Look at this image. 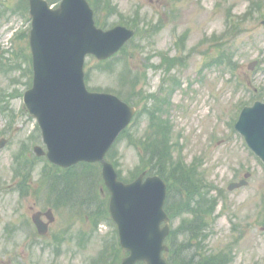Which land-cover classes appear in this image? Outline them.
<instances>
[{
  "label": "rangeland",
  "instance_id": "obj_1",
  "mask_svg": "<svg viewBox=\"0 0 264 264\" xmlns=\"http://www.w3.org/2000/svg\"><path fill=\"white\" fill-rule=\"evenodd\" d=\"M256 2L264 0L96 2L101 22L128 21L138 30L143 27L103 66L91 57L87 60L90 86L122 91L139 112L113 150L121 177L130 179L141 173L140 156L146 149L148 171L162 165L151 158L159 147L167 153L158 123L168 116L176 142L175 161L179 156L188 165L198 160L205 180L223 190L213 193L220 198L219 204L215 201V215L205 212L202 216L206 228L202 239H193L188 232L174 239L178 257L189 263L199 262L203 254V262L264 264V164L234 129L240 109L256 100L254 94L264 101V5L263 13L254 19L236 22L231 31L226 25L229 13L246 14ZM27 12L25 0H0V139H7L0 148V264H89L108 247L105 264H120L127 253L116 245L110 192L101 167L78 165L69 175L54 169L46 173L47 160L33 151L35 144L43 143L36 120L21 109L22 99L13 95L28 80L17 66L27 67L21 57L22 50L27 55L30 51L28 37L7 44L12 30L28 27ZM12 45L18 55L5 52ZM221 54L223 62L218 64L213 59ZM254 59L259 64L251 71L248 66ZM153 113L158 119L151 128ZM32 134L34 143L21 145ZM18 154L27 159L20 160ZM247 171L252 173L249 183L229 190L230 182L244 178ZM183 190L176 184L171 193L175 215L177 203L186 200ZM51 206L63 210V216H56L42 236L32 215ZM183 214L176 216L173 228L189 221L190 214Z\"/></svg>",
  "mask_w": 264,
  "mask_h": 264
},
{
  "label": "water",
  "instance_id": "obj_2",
  "mask_svg": "<svg viewBox=\"0 0 264 264\" xmlns=\"http://www.w3.org/2000/svg\"><path fill=\"white\" fill-rule=\"evenodd\" d=\"M30 13L35 75L25 103L37 117L48 146L47 152L37 147L38 153L47 154L62 166L82 160L100 161L111 191V216L118 225L122 247L130 251L122 264H167L162 256L168 249L164 241L170 232V218L164 209L166 183L158 175L144 179V174L132 182H123L113 164L105 159L136 109L116 95L89 92L84 81L87 54L106 59L135 31L124 26L97 28L86 0H62L57 9H51L46 0H30ZM236 129L264 161V103L257 101L245 107ZM246 184L244 179L230 188ZM34 220L40 226L38 215Z\"/></svg>",
  "mask_w": 264,
  "mask_h": 264
},
{
  "label": "trees",
  "instance_id": "obj_3",
  "mask_svg": "<svg viewBox=\"0 0 264 264\" xmlns=\"http://www.w3.org/2000/svg\"><path fill=\"white\" fill-rule=\"evenodd\" d=\"M51 1L55 2V0H51ZM99 23L104 26L107 25V23H101V22ZM125 23L129 24L128 22H125ZM118 94L124 97L127 101L132 102L128 97H126V95L122 91H119ZM158 126L162 129L161 132L163 133V137L165 141L168 142L170 139V131L168 130V128L166 127L163 121H160L158 123ZM158 149L159 150L154 151V154L151 158V160H156V161L158 160L157 161L158 163L162 162V165L160 167L155 168L156 172L160 174L162 177H165L166 180L170 182L172 189L175 188L176 184H179V185H182L184 189L183 191L185 190L187 191L186 192L187 195L185 197L186 200L179 201L175 207V209L178 210L179 213L175 215V212L173 211L170 214L172 217H175V218L176 216L179 217L180 215H182V213L190 214V218H186L189 221L187 220L182 221L180 226L174 229L171 233V237H170V240L172 241V243H170L171 250L169 253L166 254L169 263L170 264H181V263L183 264H222V263H217L219 259L208 260V261L203 262V254H201L199 262H195V263H189L185 259L178 257V254L176 253V242H175L176 237L179 234L183 233L185 235V233L188 232L189 234L193 236V239L194 238L202 239V236L205 235V230H206L204 226V222H202L204 218L202 216L205 215V212L213 216L215 212V207H216V203H215L216 198L206 199L201 195L200 191H198L199 192L198 193L199 195H198L197 190H196L198 186H194L191 184L198 185V182H200L199 181L200 179L198 177L195 178V175L191 171L192 169L185 167L181 162L173 161L172 151L170 149H167V153H166V149H164L165 156L162 155V152L164 150L160 152L161 147H159ZM108 156L111 161L116 163L114 161L113 151ZM86 165L92 166L90 164H86ZM170 166H172L171 172L168 173ZM190 195L192 199L190 198ZM173 202H175V200ZM196 208H201L203 209V211L194 212L193 210H195ZM194 221H196V223L194 224V227H192L191 222H194ZM181 253H184V250H182ZM221 261L222 259L220 260V262Z\"/></svg>",
  "mask_w": 264,
  "mask_h": 264
}]
</instances>
